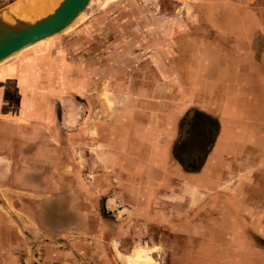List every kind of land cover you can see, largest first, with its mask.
Here are the masks:
<instances>
[{
	"label": "rangeland",
	"instance_id": "rangeland-1",
	"mask_svg": "<svg viewBox=\"0 0 264 264\" xmlns=\"http://www.w3.org/2000/svg\"><path fill=\"white\" fill-rule=\"evenodd\" d=\"M17 1L0 0V11ZM185 2L92 0L68 29L8 60H20L17 75L21 79L14 80L12 87L25 89L30 86L38 88L40 93L36 95L38 101L34 100L36 104L27 103V95L19 90L7 95L1 109L2 127L6 137L19 138V142H14L19 151L25 150V142L20 141L22 138L61 137L60 131L62 137H72L73 128L67 127V123L73 125L76 119L89 121V114L101 111L106 88L117 91L116 97L128 88L132 93L139 89L145 92L141 101L148 111L153 112L156 103L163 105L162 111L157 110L153 114L144 111L146 115H141L145 120H148V114L151 115L150 119L160 130L158 136L163 137L160 126L173 124V115H184L183 120L186 116L194 120L188 125V130L184 128V137H194L195 146L199 139L205 151L217 144V136L230 135L226 136L225 143L218 144L224 145L220 149L229 153L222 157L219 165L216 164L219 166L216 173L225 174L227 182H242L245 188L241 192L242 202L239 201L242 205L231 208L228 203L232 201L227 192L215 198L225 203L223 213L227 215L224 217L235 213L233 218L238 220L233 221L231 227L226 220H223L225 224L220 223L221 228L213 222L208 227L211 221L208 218L217 220L221 217L219 214L210 217L208 206L199 208L196 212L202 213L207 221L198 234H216L210 238L211 243L205 237L196 240L193 237L195 231L191 228L190 240L185 236L173 237L166 224L154 222L148 227L149 235L125 238V246L129 249L125 257L132 256L138 248L143 251V257H150L152 264H264V0H220L213 3V12L206 10L208 7L205 5L197 13H191L194 5ZM185 31L187 35H180ZM202 45L211 65H202L198 60L197 51ZM201 65L202 70L198 71ZM216 65L222 67L219 77H205L204 72ZM90 68L95 74L92 78L94 89L90 94L77 96V100L81 97L87 101V105H77L82 108L80 111L72 105L74 96L65 92L73 83L75 72L86 73L83 81L89 86L90 78L86 71ZM27 71L30 75L28 82ZM240 84L254 88L242 92V88L237 90L234 87ZM45 97L57 99L58 106L54 103L52 111L47 108L43 111L40 102ZM66 101L72 102L67 108ZM174 102L182 105L177 106ZM206 124L209 129L205 128ZM177 130V134L172 130L171 137L183 136L182 130ZM203 137L207 138L203 141ZM220 152L217 150L212 157H217ZM48 157L47 154H37L34 156V171L27 172L23 166L22 170L15 172L11 186L17 190L10 189V183L6 185L5 178L0 176V182L6 186V190H0L1 233L9 235L13 231L14 236L17 234L18 241L12 244L14 246L20 244L19 239L26 244L23 233L26 230L34 235L48 231H69L70 234L77 231L84 236L97 229L101 236L94 243L88 240V244L103 247L107 225L96 222L95 217L107 214V210L101 207L105 190L96 193L84 188L82 183V198L87 197V201L79 205L78 195L73 189V174L40 173L47 166ZM11 160L0 158V162L6 163L5 172H9ZM15 161L21 162L19 157ZM97 182L102 184L105 181L98 177ZM160 193L155 191V194ZM249 202L257 203V212H250L254 205H249ZM156 205V213L160 216L175 213L167 202L157 201ZM149 214L147 208L145 215ZM225 230L230 232L226 237L220 236ZM144 233H147V228H144ZM231 233L239 236L233 237ZM68 239H73L72 235ZM31 240L36 247V241L40 239L35 236ZM175 247L181 251L179 254L171 253ZM3 248L0 249V264L8 263L14 255L23 263L37 259V255L35 258L21 253L13 255L14 249L5 251ZM249 250H252L251 254ZM181 253L189 256L188 263ZM125 257L119 264H125Z\"/></svg>",
	"mask_w": 264,
	"mask_h": 264
},
{
	"label": "crops",
	"instance_id": "crops-1",
	"mask_svg": "<svg viewBox=\"0 0 264 264\" xmlns=\"http://www.w3.org/2000/svg\"><path fill=\"white\" fill-rule=\"evenodd\" d=\"M183 1L193 4L194 7L191 13H197L201 12V8L205 5L208 7H206V10L213 12V3H218L220 0ZM198 4L202 5L198 6ZM233 7L238 11L237 7ZM239 12L241 14L242 10ZM180 35H187V32H181ZM203 49L204 46L202 45L197 51L198 60L201 61L202 65L210 61L204 51L205 49ZM19 62L20 60L5 61V63L0 65V158L13 159L11 160L9 172H5L6 163L0 162V176L5 178L4 182L6 185L10 183V189L17 190L15 186H11L15 172L18 169L22 170L23 166L27 172L34 171V166H36L34 156L37 154L49 155L46 159L47 166H44L40 173L54 172L59 176L73 174L75 177L73 189L74 193L78 195L79 205H82L84 200L87 201V197L84 196L82 198L83 194L81 192L84 188L93 190L96 193L105 190L101 207L105 211L107 210V214L96 215L95 221L104 222L102 224L107 225V235L105 238L106 244L103 247H98V245L90 244L101 236L97 229L93 232H88L84 236L77 231H74L73 234H70L69 231L61 232V230L48 231L47 233L41 232L38 235H34L33 232L26 230L23 232L26 237V244L19 239L20 244L13 246L12 244L18 241L17 234L15 233L16 236H14L13 231H10L9 235L3 234L0 229V249L6 246L3 248L5 251L15 250L13 255L18 253L33 255L31 258H35L34 255H37L35 261L30 259L23 263L17 255L12 256L11 254L12 257L7 261L8 263L2 262L1 264H119L120 261H123L125 254L129 253V249L125 246V238L128 236L140 238L141 236L149 235L150 229L148 227H150L151 223L160 222V224H166L173 237L185 236L187 240L191 238L189 234V229L191 228L195 231L193 237H196V240L205 237L211 243L212 235L216 236V234L211 235L209 232L198 234L201 233L203 225L207 221L202 213L196 212L199 208L208 206L210 217L217 216V214L221 217H218L217 220L215 217L208 218L211 219L208 227L213 222L214 225L218 223L217 226L221 228L222 225L220 223L225 222L223 220H226L229 223L228 226L231 227V223L238 220L233 218L235 213H229L228 218L224 217L223 215H227L223 213L225 203L219 198H215L217 195L227 192L226 194L232 201L228 203L231 208L240 206L242 205V203L240 204L242 202L241 192L245 190L241 181H238V183L227 182L225 174L216 173V170L219 169L216 164L218 163L219 165L222 157L224 158V155L229 153V151L220 149L224 148V145H218L220 142L225 143L227 141V135L224 137L217 136L218 142L213 147L214 149L209 146L205 151V146H202L203 143L199 139L195 146L194 137L192 139L184 137L186 129L188 130V125L193 124L194 120L187 119L186 115L184 120V115L180 117L173 115V119L169 117V119L173 120V124L160 126L163 137L158 136V134L160 135V130L156 128V124L150 119L151 115L148 114V120L141 117L143 113L145 114L144 111H148L141 101L146 95L145 92L142 93V89L132 93L127 88L126 92H123L124 94L122 93L116 97L117 91L106 88L101 111L96 110L97 112L91 113V116L89 114V121L81 122L80 119H76L73 125L67 123V127L73 128L72 137H62V131H60L61 135H59L61 137H26L20 139L21 142H25V150H17V145H14V142H19V138L9 135L6 137L5 134L7 133L2 127L1 109L4 105L3 100L10 93H17L19 90L20 93L27 95L25 98L27 103L36 104L34 100L38 101L36 95L40 93L38 88L30 86H26L25 89L12 87L14 80L19 77L21 79V76L18 77L17 75ZM208 64L211 65L210 63ZM202 65L198 71L202 70ZM220 68L222 67L217 65L209 67L207 72H204L205 77L211 78L213 75L212 78H218ZM86 72L89 73V86L84 84L85 82L83 81L86 78V73H74L73 83L69 85L65 92L70 96H74V104L71 101H66V108L72 104L75 109L81 111L82 108L77 105H87V101L81 100V97L77 100L79 94L80 96L90 94L94 89L92 81L95 75L94 70L90 68ZM29 77L30 75L27 71V82ZM234 87H237V90L242 88L240 91L246 92L253 86L240 84ZM61 93L64 94V92ZM40 103L43 111L46 108L52 111L55 108L54 103L57 106L59 104L54 97H45ZM174 103L177 106L182 105L181 102ZM155 105V110L148 112L153 114L157 110H163V105L159 103ZM61 107L63 108V105ZM187 112L188 110L186 114ZM42 119L44 120V117ZM43 124L46 125V123ZM177 128L182 130L183 136L171 137L172 130L175 134L178 133ZM205 128L209 129V125L206 124ZM227 137L231 136L228 135ZM206 138L203 137V141ZM39 150L42 153H39ZM217 150H221V152L217 157L213 158L212 156ZM17 157L20 158L21 162L15 161ZM197 158H200L199 162H197ZM216 158H218L217 161L215 160ZM119 159L122 160L120 161ZM46 169L47 172L44 171ZM249 172L252 173L253 171ZM98 177L104 178L105 182L102 184L98 183ZM163 180L166 184H164ZM82 183H84V188ZM5 187L0 182V190H6ZM59 188H61V185ZM158 190L161 193L155 194V191ZM55 195L50 194L49 196ZM157 201L167 202L172 212L174 211L175 213L167 216L158 215L155 208L157 207ZM250 204L254 205L253 208L251 207L250 212L252 210L257 212V203L249 202ZM147 208L149 215H145ZM254 221L257 223V219ZM129 228H134V230L131 231ZM144 228H147L146 234L144 233ZM227 232H230V230H225L224 233L218 235L226 237ZM233 234V237L237 236V233ZM71 235L73 239H68ZM35 236L40 239L36 241V247L31 244V238ZM221 244H223L222 241ZM178 249V247L172 248L171 253L179 254L181 251ZM222 252L230 253L223 250ZM248 253L251 254L252 250H249ZM181 255L184 256L185 262L188 263L189 256L183 253Z\"/></svg>",
	"mask_w": 264,
	"mask_h": 264
},
{
	"label": "water",
	"instance_id": "water-1",
	"mask_svg": "<svg viewBox=\"0 0 264 264\" xmlns=\"http://www.w3.org/2000/svg\"><path fill=\"white\" fill-rule=\"evenodd\" d=\"M90 1L62 0L53 12L36 20L19 15H12L10 21L4 19L7 11L18 1L0 11V63L41 40L65 31L84 12Z\"/></svg>",
	"mask_w": 264,
	"mask_h": 264
},
{
	"label": "bare ground",
	"instance_id": "bare-ground-1",
	"mask_svg": "<svg viewBox=\"0 0 264 264\" xmlns=\"http://www.w3.org/2000/svg\"><path fill=\"white\" fill-rule=\"evenodd\" d=\"M61 1L62 0H19L14 6L10 8V10L7 11V14H5L4 19L7 21H10L12 15H19V16L27 17L29 20H32V19L36 20V19L44 17L46 14H50L51 12H53V10L59 5ZM69 27L70 26H68L67 29ZM43 41L44 40H41L40 42L34 45H31L23 49L22 51L30 49L35 45H39V43H42ZM11 58L12 56L2 61L0 65H2L3 63H5V61H8ZM142 254H143V251L137 248L134 250L132 256H126L124 258V263L125 264H137V263L144 262V261L150 264L154 263L152 260H150V257L148 255L143 257Z\"/></svg>",
	"mask_w": 264,
	"mask_h": 264
}]
</instances>
